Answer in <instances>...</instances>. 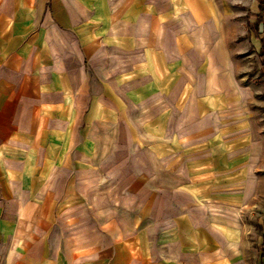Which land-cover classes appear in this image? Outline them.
Segmentation results:
<instances>
[{
  "label": "crops",
  "instance_id": "crops-1",
  "mask_svg": "<svg viewBox=\"0 0 264 264\" xmlns=\"http://www.w3.org/2000/svg\"><path fill=\"white\" fill-rule=\"evenodd\" d=\"M240 7L258 3L0 0V264L256 263Z\"/></svg>",
  "mask_w": 264,
  "mask_h": 264
},
{
  "label": "rangeland",
  "instance_id": "rangeland-1",
  "mask_svg": "<svg viewBox=\"0 0 264 264\" xmlns=\"http://www.w3.org/2000/svg\"><path fill=\"white\" fill-rule=\"evenodd\" d=\"M262 1L264 8V0ZM256 2L258 3V8L255 11H250L248 7L237 9L236 36L233 40L232 48L235 52L237 81L248 85L252 89L251 107L264 137V73L262 70V59L259 56L261 42L258 39L264 38V9L262 22L256 29L257 36L254 28L257 15L259 14V1L256 0ZM263 234L264 224L261 232V245L255 247L258 253L255 264H264Z\"/></svg>",
  "mask_w": 264,
  "mask_h": 264
},
{
  "label": "trees",
  "instance_id": "trees-1",
  "mask_svg": "<svg viewBox=\"0 0 264 264\" xmlns=\"http://www.w3.org/2000/svg\"><path fill=\"white\" fill-rule=\"evenodd\" d=\"M259 1V14L257 15V21L255 23V33L256 35L258 36V33H257V26L262 22V14H263V1L262 0H258ZM258 38V37H257ZM260 40V44H261V49H260V52H259V56L260 58L262 59V70H263V73H264V38H258ZM262 247L264 248V234H263V244H262Z\"/></svg>",
  "mask_w": 264,
  "mask_h": 264
}]
</instances>
